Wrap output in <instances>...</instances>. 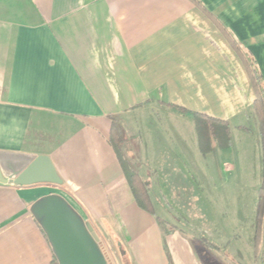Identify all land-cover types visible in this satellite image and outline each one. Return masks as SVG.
Wrapping results in <instances>:
<instances>
[{"label":"crops","instance_id":"0c3cea01","mask_svg":"<svg viewBox=\"0 0 264 264\" xmlns=\"http://www.w3.org/2000/svg\"><path fill=\"white\" fill-rule=\"evenodd\" d=\"M238 51L264 87V0H0V152L48 157L62 181L0 184V264H53L30 213L48 195L127 264L243 263L234 238L166 227L140 208L110 142L113 129L121 156L151 185L197 167V151L211 167L216 142L201 152L193 114L229 124L252 110ZM261 227L258 264L264 214Z\"/></svg>","mask_w":264,"mask_h":264},{"label":"rangeland","instance_id":"374dc122","mask_svg":"<svg viewBox=\"0 0 264 264\" xmlns=\"http://www.w3.org/2000/svg\"><path fill=\"white\" fill-rule=\"evenodd\" d=\"M244 59L249 67L247 57ZM187 118L193 131L191 118ZM227 125L230 143L222 152L217 143L214 144L213 155L207 156V164L212 162L211 167H204V158L197 151V167L186 164V167L175 169V175L166 173L161 178H153L152 185L148 181L152 186L150 195L148 184L137 176L147 190L153 212L167 221L164 226L190 223L199 226L209 240L213 241L223 234V237L234 238L237 242L233 244L238 249L240 247L241 253L244 252L241 255L243 263L220 253L224 264H258L259 258H253L254 221L263 175L262 148L256 142L259 137L258 120L252 108ZM115 142L120 151L121 140L117 135ZM223 162H227L229 168H222ZM129 169L135 172L130 166ZM103 248L100 247V250L107 264H127L120 255L118 245L112 243L109 248ZM215 254L219 255L218 252ZM202 259L206 264H213L210 259L205 260L203 256Z\"/></svg>","mask_w":264,"mask_h":264},{"label":"water","instance_id":"95a60500","mask_svg":"<svg viewBox=\"0 0 264 264\" xmlns=\"http://www.w3.org/2000/svg\"><path fill=\"white\" fill-rule=\"evenodd\" d=\"M0 184L60 186L62 181L48 157L0 152ZM30 213L58 264H107L90 224L62 197H42L31 206Z\"/></svg>","mask_w":264,"mask_h":264},{"label":"trees","instance_id":"16d2710c","mask_svg":"<svg viewBox=\"0 0 264 264\" xmlns=\"http://www.w3.org/2000/svg\"><path fill=\"white\" fill-rule=\"evenodd\" d=\"M239 58L242 60L245 65L246 72L248 74L253 94L254 101L252 104V108L254 110V114L258 120V128H259V139L262 148L263 155V175H262V183L259 188V196H258V204L255 216V234H254V254L255 256L258 254V244L261 237L262 231V217L264 214V87L262 82V76L260 72L253 65L250 57L247 54H241L239 51ZM249 61V67L246 65L245 59ZM252 72H251V71ZM258 83V84H257ZM180 110V109H177ZM194 123L195 128L198 135L199 147L202 153L208 152V145L210 146V141H214L217 143L218 147L221 149H225L228 147L230 143L229 139V128L226 122L216 119L208 118L204 115L194 113ZM116 132L112 129V134L110 138L111 144L114 146V149L117 152L118 159L122 166V170L124 172L126 181L128 186L133 192L135 201L137 205L143 210L154 213L152 210V206L149 202L147 196V190L142 182H140L137 174L129 169V166L121 156L118 150V145L115 142ZM158 224L163 226V222L158 219ZM263 256V257H262ZM261 264H264V254L262 251L260 257ZM53 264H58L56 259L53 256Z\"/></svg>","mask_w":264,"mask_h":264}]
</instances>
